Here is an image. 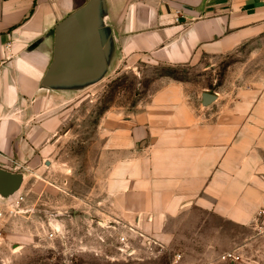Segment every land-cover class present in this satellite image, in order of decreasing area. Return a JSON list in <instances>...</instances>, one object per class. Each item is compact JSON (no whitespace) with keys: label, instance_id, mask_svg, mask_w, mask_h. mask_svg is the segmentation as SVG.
<instances>
[{"label":"crops","instance_id":"obj_1","mask_svg":"<svg viewBox=\"0 0 264 264\" xmlns=\"http://www.w3.org/2000/svg\"><path fill=\"white\" fill-rule=\"evenodd\" d=\"M88 1L0 0V169L18 103L52 62L56 26ZM104 2L118 57L176 67L246 45L264 53V0ZM190 87L159 78L134 112L105 113V214L122 234L170 249L175 264H237L220 258L241 260L243 232L250 245L264 234V83L214 94L207 107Z\"/></svg>","mask_w":264,"mask_h":264},{"label":"rangeland","instance_id":"obj_2","mask_svg":"<svg viewBox=\"0 0 264 264\" xmlns=\"http://www.w3.org/2000/svg\"><path fill=\"white\" fill-rule=\"evenodd\" d=\"M259 48L246 45L221 58L176 67L114 55L95 82L39 86L33 98L20 100L17 134L4 170L22 175L23 181L18 193L0 199L7 212L0 264H175L170 249L122 234L105 214L106 173L113 159L103 154L102 119L109 111L134 112L159 78L188 82L196 96L207 92L225 98L236 87L264 83ZM249 235L243 232L237 264H264V234L252 246Z\"/></svg>","mask_w":264,"mask_h":264},{"label":"water","instance_id":"obj_3","mask_svg":"<svg viewBox=\"0 0 264 264\" xmlns=\"http://www.w3.org/2000/svg\"><path fill=\"white\" fill-rule=\"evenodd\" d=\"M106 14L104 0H89L56 26L53 58L41 89L85 85L106 74L115 53L112 33L105 23ZM215 101L214 94L202 95L205 107ZM22 181V175L0 169V199L18 193Z\"/></svg>","mask_w":264,"mask_h":264},{"label":"built area","instance_id":"obj_4","mask_svg":"<svg viewBox=\"0 0 264 264\" xmlns=\"http://www.w3.org/2000/svg\"><path fill=\"white\" fill-rule=\"evenodd\" d=\"M7 212L5 209L0 208V241L3 240L4 236V230L7 224ZM121 241L124 243L126 242V238L122 237ZM179 258V256H177ZM223 262H228V263H235L240 260L239 256H236L234 253H225L221 256L220 258Z\"/></svg>","mask_w":264,"mask_h":264}]
</instances>
